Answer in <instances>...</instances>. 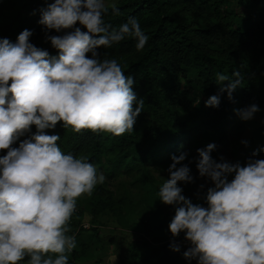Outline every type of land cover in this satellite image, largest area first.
<instances>
[{
  "label": "clouds",
  "instance_id": "1",
  "mask_svg": "<svg viewBox=\"0 0 264 264\" xmlns=\"http://www.w3.org/2000/svg\"><path fill=\"white\" fill-rule=\"evenodd\" d=\"M39 11L46 42L58 56L33 45L28 29L15 43L0 40V151L7 150L0 157V264H18L26 256L27 264H68L67 253L76 247L75 236L67 235L76 201L105 181L84 157L65 155L57 145L60 136L45 129L62 121L63 128L76 133L121 136L132 131L144 105L133 91V77L116 59H101L97 51L129 37L142 50L148 36L135 17L112 27L103 18L109 11L105 0H54ZM111 11L120 14L114 4ZM77 23L86 31L73 28ZM52 30L64 34L48 35ZM232 75L235 79L217 74L220 91H227L230 100L241 85L240 73ZM219 103L213 95L205 107ZM259 111L256 104L236 110L243 121ZM33 125L36 133L11 147ZM215 148L209 143L197 149L199 176L214 185L207 190V208L193 204L178 186L194 182L183 163L187 153L171 157L169 177L158 192L163 204L175 206L169 231L173 237L186 233L191 247L184 257L198 264H264V160L250 159L245 166L223 157L217 162L211 156ZM172 248L180 251L178 244Z\"/></svg>",
  "mask_w": 264,
  "mask_h": 264
},
{
  "label": "trees",
  "instance_id": "2",
  "mask_svg": "<svg viewBox=\"0 0 264 264\" xmlns=\"http://www.w3.org/2000/svg\"><path fill=\"white\" fill-rule=\"evenodd\" d=\"M7 1L0 0V40L7 38L15 43L18 35L28 29L33 32V45L48 51L50 56H58V50L45 42L46 29L38 23L39 10L54 0H22L21 11L15 13L6 12ZM114 5L120 14H112L111 5L107 6L105 22L115 28L135 17L148 41L140 51L131 37L97 51L101 59H116L124 74L133 77V91L137 101L144 100L143 109L132 131L121 136L90 130L76 133L70 127L63 128L62 121L54 129H45L48 135L60 136L57 145L65 155L84 157L103 168L107 178L135 172L139 180L148 181L149 168L173 155L187 149L194 152L209 143H214L215 149L226 145L229 134L238 127L236 110L252 104L264 107V0H118ZM75 27L86 31L79 23ZM88 56L91 58L90 53ZM242 60H248L246 68ZM235 71L240 73L241 85L230 100L227 91H220L217 74L235 79ZM226 85L227 81L223 86ZM213 95L219 96L218 107H205ZM36 131L31 126V131L21 135L11 147L18 148ZM202 139L208 141L206 145L201 144ZM263 144L264 140L256 148L257 158ZM125 203L126 199L114 200L106 189L96 185L88 208L93 213L110 209L116 215L120 209L116 207ZM159 213L152 216L153 221ZM155 228L162 229L164 224L158 222ZM76 243L78 247L67 253L68 264H74L73 260L89 245L78 238ZM173 243L180 246L179 252L173 250ZM189 247L186 243L166 241L137 261L125 264H198L197 260L184 257ZM28 259L26 256L20 264Z\"/></svg>",
  "mask_w": 264,
  "mask_h": 264
},
{
  "label": "rangeland",
  "instance_id": "3",
  "mask_svg": "<svg viewBox=\"0 0 264 264\" xmlns=\"http://www.w3.org/2000/svg\"><path fill=\"white\" fill-rule=\"evenodd\" d=\"M117 1L105 0V4L110 6ZM21 5L22 0H8L4 4L8 13L21 11ZM47 34L58 35L55 32ZM242 61L246 68L248 60ZM259 109L260 111L255 114L252 120L243 121L240 117L237 118L238 127L229 134V142L217 147L211 153L214 160L219 162L220 157H223L226 161L238 162L241 166H245L250 159L264 160V147L259 158H257L258 150L256 149L264 140V107H259ZM199 141L200 138H198V143ZM242 141H247V146ZM207 142L202 139L201 144L206 145ZM193 149L197 148L193 147ZM183 152L187 153V158L183 163L190 168L194 182L191 184L179 183L178 186L183 189L182 195L190 199L193 204H200L207 208L208 205L205 202L207 190L214 185L206 177L199 176L196 167V162L199 159L197 151L192 152L187 149ZM253 153L256 155L254 156ZM6 154L7 150L0 151V157ZM246 156L247 158L244 159ZM171 163L170 158L157 166L150 167L148 181L139 180V174L135 172L133 174L119 173L115 178H107L104 169L94 165L97 168V175L102 173L105 176V181L97 185L106 189V193L111 195L114 200L124 198L126 203L116 207V209H120L114 215L110 209L99 210V212L97 210L96 213L89 210L90 195L88 194L77 199L75 210L68 223L70 232L67 235H74L76 240L78 238L88 241L89 245L77 260H73L74 264H125L137 261L146 252L166 241H176L191 246L190 242L185 239L186 233L181 232L177 237H173L170 233L169 224L175 215V206L163 204L158 196L159 189L165 179L169 177L167 169ZM232 179H234V174L228 176L229 182ZM201 185H204L203 189L200 188ZM162 207L167 215L163 213ZM156 212L160 213L155 222L152 220V216ZM158 222H162L164 228L156 229ZM22 263L27 264V262Z\"/></svg>",
  "mask_w": 264,
  "mask_h": 264
}]
</instances>
